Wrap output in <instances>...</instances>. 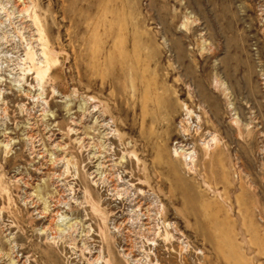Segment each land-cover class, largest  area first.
Instances as JSON below:
<instances>
[{"label": "rangeland", "instance_id": "374dc122", "mask_svg": "<svg viewBox=\"0 0 264 264\" xmlns=\"http://www.w3.org/2000/svg\"><path fill=\"white\" fill-rule=\"evenodd\" d=\"M0 264H264V0H0Z\"/></svg>", "mask_w": 264, "mask_h": 264}, {"label": "bare ground", "instance_id": "6f19581e", "mask_svg": "<svg viewBox=\"0 0 264 264\" xmlns=\"http://www.w3.org/2000/svg\"><path fill=\"white\" fill-rule=\"evenodd\" d=\"M27 2V1H26ZM17 10V9H16ZM28 19V18H27ZM28 37V36H27ZM27 39V38H26ZM45 54V52H44ZM51 55V54H50ZM32 60V59H31ZM23 82V81H22ZM47 82V81H46ZM216 85V84H215ZM156 102V101H155ZM77 140V139H76ZM108 152V151H107ZM183 154V153H182ZM66 163V162H65ZM71 165V164H70ZM189 168V167H188ZM166 234V233H165ZM167 235V234H166ZM167 237V236H166ZM133 252V251H132ZM130 254V253H129Z\"/></svg>", "mask_w": 264, "mask_h": 264}]
</instances>
